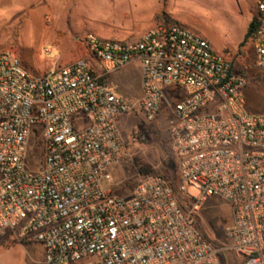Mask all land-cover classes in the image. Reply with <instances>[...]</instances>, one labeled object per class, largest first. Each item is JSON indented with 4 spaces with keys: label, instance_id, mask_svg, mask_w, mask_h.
Here are the masks:
<instances>
[{
    "label": "built area",
    "instance_id": "2783aa9c",
    "mask_svg": "<svg viewBox=\"0 0 264 264\" xmlns=\"http://www.w3.org/2000/svg\"><path fill=\"white\" fill-rule=\"evenodd\" d=\"M254 17L249 41L264 71V0ZM86 46L88 60L41 76L0 55V235L40 245L43 264H225L222 252L264 264V115L244 111L247 80L230 57L178 25L134 42L88 35ZM132 64L135 101L106 82ZM135 110L147 123L165 114L178 182L149 175L122 196L106 184L128 157L119 126ZM211 198L230 209L227 247L196 224Z\"/></svg>",
    "mask_w": 264,
    "mask_h": 264
},
{
    "label": "rangeland",
    "instance_id": "374dc122",
    "mask_svg": "<svg viewBox=\"0 0 264 264\" xmlns=\"http://www.w3.org/2000/svg\"><path fill=\"white\" fill-rule=\"evenodd\" d=\"M256 1L0 0V55L11 53L32 76H41L79 59L88 60V35L103 41L116 38L134 42L149 29L160 26L159 16H166L184 30L207 40L216 52L229 55L235 69L243 63L250 72H247L249 81L261 78L254 86L242 90L241 99L245 112L264 115V71L255 65L254 45L249 42L239 46ZM49 48L50 53L46 52ZM136 68L125 67L112 76L126 91L117 94L129 100L135 98ZM168 128L164 113L152 123H147L136 110L125 118L121 130L128 157L111 170L110 182L106 184L111 192L126 196L140 179L149 175H161L172 185L177 184L178 164L168 145ZM188 194L197 197L193 189ZM194 214L206 239L216 247H227L223 228L230 223L228 204L211 198ZM220 256L225 264H236L230 253L222 252ZM0 264H43L42 248L38 244L13 242L1 234Z\"/></svg>",
    "mask_w": 264,
    "mask_h": 264
},
{
    "label": "crops",
    "instance_id": "0c3cea01",
    "mask_svg": "<svg viewBox=\"0 0 264 264\" xmlns=\"http://www.w3.org/2000/svg\"><path fill=\"white\" fill-rule=\"evenodd\" d=\"M254 15H255V12H254V14L252 15V18L254 17ZM252 20V19H251ZM250 23V20L248 19L247 21H246V25H245V30H244V35H245V33H246V30H247V27H248V24ZM150 30V29H149ZM244 35H243V37H242V40H243V38H244ZM242 40H241V42H242ZM241 42H240V44H241ZM250 41H248L247 43H249ZM246 43V44H247ZM240 44H239V46H240ZM245 46V45H244ZM243 46V47H244ZM229 56V55H228ZM230 57V56H229ZM230 59H231V57H230ZM232 61V60H231ZM130 66H134V67H137L136 69H137V71H138V78H137V85H136V93L134 94V96H135V98L133 99V100H131V101H135V100H138V99H140L141 98V96H142V85H141V73H140V68H139V66L138 65H136V64H132V65H129V66H126V67H130ZM232 67H233V71L234 72H236V71H238V73H240L241 75H243V76H245V78H246V80H247V86L245 87V88H247V87H252V86H254L255 85V83L256 82H258L261 78L259 77V76H257V80L256 81H254V82H251V80L252 79H250V81H249V76H248V74H247V72L248 73H250L244 66H243V63H242V65H241V68H239V69H235V66H234V64L232 63ZM121 71V70H120ZM120 71H118V72H114V73H111L107 78H106V82H107V85L110 87V88H112L113 90H114V92L117 94L118 92H122V93H125L126 91H125V89H123L122 90V88H121V86L118 84V83H116L115 81H113L112 80V76L113 75H115V74H117V73H119ZM118 95V94H117ZM119 96H121V95H119ZM123 97V96H122ZM125 98V97H124ZM127 99V98H126ZM129 100V99H128ZM129 115H127V116H125V117H123L122 119H121V121H120V131H121V133H122V130H121V125H122V123H123V121L125 120V118L126 117H128ZM161 116V115H160ZM159 117V116H158ZM122 135H123V133H122ZM112 170V169H111ZM111 170H109V176L111 175ZM109 182H110V177H109Z\"/></svg>",
    "mask_w": 264,
    "mask_h": 264
},
{
    "label": "trees",
    "instance_id": "16d2710c",
    "mask_svg": "<svg viewBox=\"0 0 264 264\" xmlns=\"http://www.w3.org/2000/svg\"><path fill=\"white\" fill-rule=\"evenodd\" d=\"M162 1H165V0H162ZM159 19H161V23L159 25H162V26H165V25H178V22L166 17V16H163V17H160L159 16ZM255 28H256V19L255 17L252 18V20L250 21V23L248 24V27H247V30H246V33L244 35V38L240 44V47H243L250 39L251 37L253 36L254 32H255ZM143 173H147V170H144Z\"/></svg>",
    "mask_w": 264,
    "mask_h": 264
}]
</instances>
